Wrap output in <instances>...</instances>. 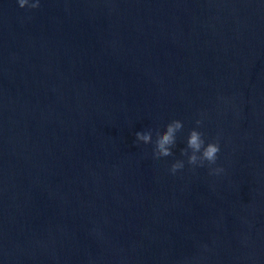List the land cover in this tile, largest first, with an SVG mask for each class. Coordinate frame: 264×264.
<instances>
[{
	"label": "water",
	"instance_id": "95a60500",
	"mask_svg": "<svg viewBox=\"0 0 264 264\" xmlns=\"http://www.w3.org/2000/svg\"><path fill=\"white\" fill-rule=\"evenodd\" d=\"M0 264H264V0H0Z\"/></svg>",
	"mask_w": 264,
	"mask_h": 264
},
{
	"label": "clouds",
	"instance_id": "9594fccd",
	"mask_svg": "<svg viewBox=\"0 0 264 264\" xmlns=\"http://www.w3.org/2000/svg\"><path fill=\"white\" fill-rule=\"evenodd\" d=\"M20 8H27L28 10L38 9L41 6V0H17ZM203 113L201 118L195 120L197 127L189 130L186 147L182 148L181 155L185 159H175L169 166L168 171L172 175L185 168V163L191 166L192 170L197 167H207L210 176H220L225 173V168L217 164L219 159L218 154L221 151L219 134L212 140L206 141L205 134L200 130L203 124ZM183 121L180 119H173L167 123L165 130L161 132L159 129L155 130V140L153 141V130L137 131L135 133L134 142H143L144 144H154L152 149V158L159 160L162 157H170L174 155L173 149L176 147L177 134L183 130ZM207 247V246H205Z\"/></svg>",
	"mask_w": 264,
	"mask_h": 264
}]
</instances>
